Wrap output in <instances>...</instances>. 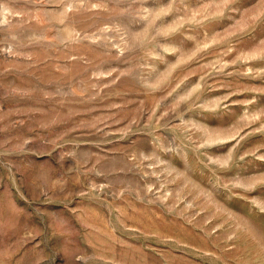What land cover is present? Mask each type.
I'll return each instance as SVG.
<instances>
[{
	"label": "rangeland",
	"instance_id": "1",
	"mask_svg": "<svg viewBox=\"0 0 264 264\" xmlns=\"http://www.w3.org/2000/svg\"><path fill=\"white\" fill-rule=\"evenodd\" d=\"M0 264H264V0H0Z\"/></svg>",
	"mask_w": 264,
	"mask_h": 264
}]
</instances>
